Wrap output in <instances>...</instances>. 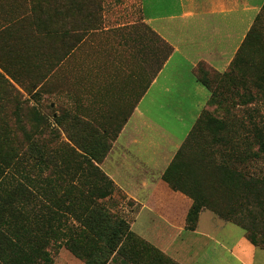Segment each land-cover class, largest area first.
Returning <instances> with one entry per match:
<instances>
[{
	"label": "crops",
	"instance_id": "obj_1",
	"mask_svg": "<svg viewBox=\"0 0 264 264\" xmlns=\"http://www.w3.org/2000/svg\"><path fill=\"white\" fill-rule=\"evenodd\" d=\"M94 4L101 9L103 5L102 21L94 15ZM77 6L81 20H90L92 28L99 24L100 29L82 37L74 52L76 77L61 73L60 87L53 93H58L69 117L74 110L82 123L110 126L111 146L97 165L132 203V210L123 211L131 230L168 258L163 264H257L258 247L245 235L255 250L244 241L210 245L214 236L228 238L229 230L221 225L232 223L209 209L201 211L197 228L188 230L193 200L173 190L163 175L211 97L195 68L206 62L219 72L227 71L264 0H77ZM40 15L44 21V11ZM37 16L30 0H0V73L15 88H22L27 74L20 54L32 53L45 33ZM34 28L43 33L34 35ZM2 84L0 80V98H5L7 88ZM12 94L11 100L17 97ZM172 119L186 128L177 129L179 135L162 126ZM81 172L70 190L80 184ZM74 194L75 204L81 205V194L78 197L76 189ZM60 199L67 205L62 194ZM75 209L81 217L79 206ZM70 219L78 223V217ZM62 264L77 263L67 258ZM109 264L133 263L117 259Z\"/></svg>",
	"mask_w": 264,
	"mask_h": 264
},
{
	"label": "trees",
	"instance_id": "obj_2",
	"mask_svg": "<svg viewBox=\"0 0 264 264\" xmlns=\"http://www.w3.org/2000/svg\"><path fill=\"white\" fill-rule=\"evenodd\" d=\"M37 31L43 33L41 29ZM259 34L255 23L231 67L238 66L240 57L245 56L254 47V41ZM227 71L219 72L206 62H200L195 68L198 81L209 90L211 97L207 108L163 175V179L173 190L182 192L193 200L187 216L188 230L194 231L201 211L204 208H211L224 220L242 227L246 232L245 237L252 245L264 248V125L263 127L253 125V132L249 137L243 142L234 143L229 136L223 139L218 133L223 130H228L230 133L232 127L229 122L211 119L214 122L213 128H217L214 143H221L227 149L225 148V153H222L221 164L211 160L201 166L200 170H194V174L199 180L206 179L211 186V193L215 191L218 195L219 191L222 195H227L225 202L221 204L214 200L210 202L208 197L198 195L193 189L170 178V174L179 170L182 160L196 142V133L204 121L202 116L206 118L210 105L218 102L220 96L212 90L213 76L224 77L229 74ZM0 80L7 88L5 100H10L15 87L1 73ZM2 99L4 98H0ZM0 132L2 134L0 135V264H52L49 248L56 243H59V247H66L85 264H109L117 258L133 264H163L168 260L159 250L135 234L127 219L119 218L110 212L104 215L106 210L97 203V200L107 199L116 189L113 181L95 163L102 162L105 155L100 160L98 156L89 157L85 152L87 169L79 176L85 188L82 189L81 184L74 185L78 192L77 196L81 194L83 203L76 205L75 189H69L62 194V197L65 196L70 204L61 205L60 194L51 193L53 190L46 183L45 175L50 168V162L44 151V142H41L39 147L35 144V151L33 147L28 149L27 145V149L19 153L15 149V141L8 133L7 126L2 127ZM239 146H243V151L240 153ZM78 155L79 153L75 151V156ZM213 156L214 154H211L210 157ZM207 158L209 157L205 156L204 161ZM234 161H239L244 165V169L234 167ZM259 163H261L260 173L255 174L250 167ZM53 165L57 167L59 173L65 172L64 164L60 166L59 161ZM78 206L81 217L80 214H76L75 208ZM71 215L74 218L78 217V223L85 230L80 232L77 230L79 227L75 231L72 230L64 235L66 240L62 243L60 228L63 222L61 221L64 216L69 218ZM91 239L102 242L93 251L88 248Z\"/></svg>",
	"mask_w": 264,
	"mask_h": 264
},
{
	"label": "rangeland",
	"instance_id": "obj_3",
	"mask_svg": "<svg viewBox=\"0 0 264 264\" xmlns=\"http://www.w3.org/2000/svg\"><path fill=\"white\" fill-rule=\"evenodd\" d=\"M30 1L36 11V15H39L37 17H40L41 20L43 16L41 17L40 14L44 11V21L42 20L44 25H42L41 29H44L45 35H40V41L35 43L32 53L22 57L20 54L24 72L27 73L22 77L24 83L22 88L24 89L15 88L14 94L17 97L13 96V100H5V98L0 100V129L7 126L8 133L15 141V149L19 153H22V150H26L27 145L28 149L33 147V151H35L34 145L36 144L39 147L41 142H44V151L47 153V158L51 165L45 175L47 177L46 183L48 184L46 185L53 190L51 193L56 194L58 192L63 194L64 191L69 190V186L76 182L74 177L81 172L79 169H87V164L84 160L86 153L89 157L95 155L101 160L104 155L105 158L107 157L111 146L110 139L113 135L110 126L82 123L84 120L75 117L74 110L72 111V116L69 117L67 110L61 109L58 93H53L60 87L61 73L64 75L67 73L71 78L76 77L74 52L82 37L87 35L91 29L100 28L99 24L92 28L90 20H81L82 11L80 8L78 9V6L82 5L77 6V0ZM94 5V15L100 16L102 21L103 5L102 9L99 5ZM77 10H79V15H77ZM91 15L92 13L88 14V16ZM259 18L260 20L256 22V25L260 34L254 41V47L245 56L242 55L240 57V63L236 67L232 66L227 71L228 75L224 77L213 76L212 90L220 96L218 102L210 105L206 118L204 117L205 119L202 116L204 121L200 124L196 133V142L193 143L188 151L189 154L182 160L179 170L170 174V178L174 182H180L193 189L198 195L208 197L210 202L214 200L221 204L223 201L225 202L227 195H222L219 191L218 195L215 191L211 193L210 184L206 182V179H197L194 170H200L201 166L211 160L221 164L222 153H225L226 147L221 143H214L217 128L216 126V129L213 128V121L229 122L232 127L230 133L228 130L218 133L223 139L229 136L234 143L243 142L246 137H249L253 132V125L256 127H263L264 125V8H262ZM83 28L84 32H80ZM37 29L35 30L34 28V35ZM103 51H107V49H103ZM68 65L71 66V71ZM47 79L48 81H46ZM171 111L173 113L179 111L187 112L186 109ZM162 126L164 129H169L178 135L183 130V126H179L173 119L170 120V124L165 123ZM183 128L186 129L185 127ZM177 129H180V131H177ZM0 135H2L1 132ZM228 149L230 148L228 147ZM74 150L79 153L77 156L79 163L76 162ZM238 150L239 153L242 152L243 146H239ZM211 154H214L213 159L210 157ZM36 156L37 154L35 153ZM205 156L209 157L206 161H204ZM59 160L64 163V173H59L57 167L53 165ZM95 163L97 164L98 161ZM182 165L185 167H182ZM76 166L78 169H76ZM234 167L240 170L244 169V165L240 164L239 161H234ZM260 169L261 163L252 164L250 167V170L255 174H259ZM62 198L68 204V199L65 196ZM59 200L62 205L63 200ZM97 203L105 208L104 215H106V212H110L123 219H125V214L123 213L125 208L132 210V203L118 189L114 190L110 198L97 200ZM204 209L214 212L211 208ZM63 219H65V222H63V228L60 231L62 243L66 240L64 235L72 230L75 231L78 227L77 230L80 232L85 230L80 223H75L70 217L64 216ZM64 223H66L67 227L64 226ZM221 226H225L229 230L227 232L228 238L224 235L214 236L213 240L209 241L212 247H216L217 244L226 245L225 243H227L232 245L244 241L246 246L248 244L249 247L255 250V247L245 239L244 235H246V232L242 227L234 224H222ZM99 241L91 239L88 244L89 250L97 249L102 243ZM58 244L56 243L49 248L52 264H62L67 258L77 264H85L82 259L75 256L70 250L59 247ZM256 250L254 262L264 264V249L257 248ZM122 260L119 259L121 262Z\"/></svg>",
	"mask_w": 264,
	"mask_h": 264
}]
</instances>
